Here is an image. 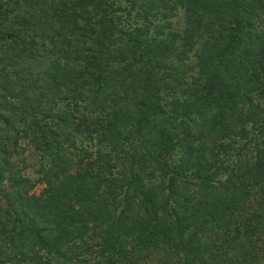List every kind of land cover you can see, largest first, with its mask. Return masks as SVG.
Wrapping results in <instances>:
<instances>
[{"label": "trees", "instance_id": "obj_1", "mask_svg": "<svg viewBox=\"0 0 264 264\" xmlns=\"http://www.w3.org/2000/svg\"><path fill=\"white\" fill-rule=\"evenodd\" d=\"M0 264H264V0H0Z\"/></svg>", "mask_w": 264, "mask_h": 264}, {"label": "rangeland", "instance_id": "obj_2", "mask_svg": "<svg viewBox=\"0 0 264 264\" xmlns=\"http://www.w3.org/2000/svg\"><path fill=\"white\" fill-rule=\"evenodd\" d=\"M40 189V185H38L36 188H35V191H38Z\"/></svg>", "mask_w": 264, "mask_h": 264}]
</instances>
